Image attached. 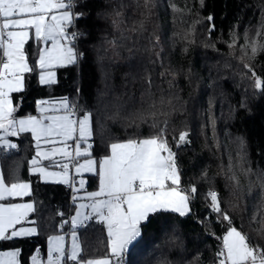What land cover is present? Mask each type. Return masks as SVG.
Listing matches in <instances>:
<instances>
[{"label":"trees","instance_id":"1","mask_svg":"<svg viewBox=\"0 0 264 264\" xmlns=\"http://www.w3.org/2000/svg\"><path fill=\"white\" fill-rule=\"evenodd\" d=\"M173 4L180 11H173ZM135 5L136 0H76L75 11L84 12V16L70 31L86 33L76 42L77 49L84 53L83 58L76 65L57 69V83L51 86L40 85L37 72L30 74L25 92L13 93L14 105H18L16 116L36 114V102L40 99L67 98L81 114L83 110L93 113L91 151L93 158L99 160L109 142L152 133L148 124L139 128L131 124L133 110H139L142 103L147 107L152 99L159 101L162 95L166 100L171 99L174 108L166 104L167 115L158 119L169 121L168 140L177 152L183 174L181 186L195 183L198 195L191 202L192 212L187 217L174 213L151 217V224L129 248L125 264H214L221 244L217 237L224 235L225 226L217 222L216 214L206 206L204 193L209 187L220 193L223 207L233 215L236 225L243 222L252 242L264 245V237L248 227V220L257 211L259 189L254 188L251 196L238 200L218 175L229 154L235 156L237 137L245 141L253 171H264V94L254 88L252 80L241 75L238 59L245 32L251 36L258 30L264 31V0H204L203 6L200 0H157L151 17L141 15ZM117 12L121 13L119 17ZM209 15L213 17L211 22L206 19ZM114 19L124 21V34L130 37L118 48L119 55L113 54L108 43L119 36L112 26ZM140 20L145 21L146 31H128L138 26ZM209 23L216 29L210 39ZM193 25L195 34L189 39H195V43L185 44L181 37ZM233 31L240 37L236 50L227 46ZM206 44H215V48L205 47ZM26 51L29 63L34 65L38 56L35 42H29ZM157 53L163 66L157 60ZM250 62L257 74L264 77V52ZM166 70L172 74L166 73L162 78L160 73ZM146 75L154 81L155 96L151 98L144 93ZM167 80L174 81L172 89ZM169 92L174 95L169 96ZM210 99L214 133L209 120ZM116 103L123 108L121 115L113 118ZM183 130L189 132L192 142L177 149L172 137H178ZM15 141L18 150L0 157L1 169L6 182L14 178V172L21 180L31 182L32 195L28 199L35 205L31 220L36 221L38 234L0 242V251L18 248L21 264H30L36 250L45 254L50 237L65 232L67 225L61 228L62 222L73 215L76 206L70 201L71 193L66 185L44 182L30 174L28 162L35 155L31 135L21 134ZM205 170L211 183L201 179ZM86 179L90 191H96L98 177L88 175ZM244 182L247 184V180ZM59 212L64 215H58ZM77 232L82 259L102 258L107 254V234L101 225L90 222L88 228Z\"/></svg>","mask_w":264,"mask_h":264},{"label":"snow or ice","instance_id":"2","mask_svg":"<svg viewBox=\"0 0 264 264\" xmlns=\"http://www.w3.org/2000/svg\"><path fill=\"white\" fill-rule=\"evenodd\" d=\"M200 3L203 6L204 0ZM75 4L76 0H0V157H7L18 150V144L11 138L28 133L35 149V155L28 162L30 174L44 182L64 184L73 191L75 214L61 225V228L63 225L71 228L70 248L65 247L64 235L52 236L48 241L46 261L38 253L31 257V264H125L130 246L151 224V217L164 213L189 216L198 188L195 183L181 186L183 174L177 152L173 151L168 140L169 121L158 119L167 115L164 110L166 104L174 108L172 100H166L163 95L159 101L152 99L147 107L142 103L139 110L131 112V124L137 128L148 124L152 133L145 137L134 135L124 141L109 142L105 155L99 160L93 158L91 151L94 147L93 113L83 110L81 114V110L70 104L67 98L58 101L40 99L36 102L38 115L16 116L18 105H14L13 93L25 92L26 79L30 74L37 72L38 83L51 86L57 83V68L76 65L83 58L84 53L77 49L76 42L86 33L70 31L75 22L84 16V12L73 10ZM135 7L141 10V15L151 17L157 0H136ZM172 9L180 11L174 4ZM120 15L116 13L117 17ZM206 19L211 22L213 17L209 15ZM123 24V20L112 21L113 28L119 33L118 38L108 41L114 55H119L118 48L130 38L124 34ZM215 30V25L209 23V39ZM128 31L143 33L146 31L145 21L140 20L138 26L134 25ZM194 34L193 25L181 39L185 44H194L195 39H189ZM230 37L227 46L236 50L240 37L235 31L230 33ZM30 40H34L38 52L34 65L29 63L26 51ZM156 45H159V37H156ZM205 47L215 48V44H206ZM184 51L187 52L188 48L185 47ZM239 52L241 75L252 80L254 88L264 94V77L257 74L250 62L264 52V31L258 30L251 36L246 31ZM157 60L163 66L159 53ZM166 73L172 74L166 70L160 76L164 78ZM143 79L145 95L154 97L151 76L146 75ZM167 83L169 89L174 87L173 80H167ZM172 95L169 92V96ZM211 104L210 99L209 120L214 133ZM114 107L113 118H116L121 115L123 105L116 103ZM172 139L177 149L192 142L187 130ZM69 141H74V145ZM235 143V156L229 154L227 164L221 165L218 175L227 182L238 200L251 196L254 188L259 189L257 211L248 220V227L264 237V171H253L242 137H237ZM43 161L52 162V167L59 170H51L43 165ZM85 172L98 177V190L78 195L85 189ZM201 179L211 183L207 170L202 173ZM31 195V182L21 180L15 172L14 178L6 182L0 170V242L38 234L36 221L28 219L36 210L34 203H3ZM204 199L210 212L216 214L217 222L225 226L224 235L217 237L221 244L214 264H264V245L252 242L243 222L236 225L233 215L223 207L220 193L209 187ZM58 215L64 214L59 212ZM90 222L106 230L108 252L102 258L85 260L82 259L83 250L77 230L88 228ZM20 255V249L0 251V264H21Z\"/></svg>","mask_w":264,"mask_h":264},{"label":"crops","instance_id":"3","mask_svg":"<svg viewBox=\"0 0 264 264\" xmlns=\"http://www.w3.org/2000/svg\"><path fill=\"white\" fill-rule=\"evenodd\" d=\"M29 42H34V40H30ZM57 69H59V68H57ZM57 69H56V79H57ZM59 99H55V100H52V101H58ZM34 115H38V111H36V114H34ZM12 140H13V142H16L15 141V138H11ZM70 142H72V141H69V144H70ZM75 143V142H74ZM56 159L57 160H59V159H61L60 157H56ZM83 159V158H82ZM81 159V160H82ZM43 165L44 166H46V167H49L50 169L51 168H54V167H52V162H50V161H43ZM0 170H2L1 169V159H0ZM52 170V169H51ZM59 170V169H58ZM57 170V171H58ZM88 175H92L91 173H88V172H85V173H83V178H86ZM78 179V178H77ZM43 181V180H42ZM49 183H52V182H49ZM98 190V189H97ZM90 192H92V191H90ZM84 193H79L78 195H83ZM28 197L29 196H26V197H23V198H16V199H14V200H10V201H4L3 203H9V202H11V203H27V202H32L31 200H29L28 199ZM80 201H78V203H79ZM33 203V202H32ZM75 214V210H74V213H73V215ZM31 215H32V213L30 214V216H29V220H31ZM25 226H31V225H25ZM19 227V226H18ZM36 227V226H35ZM78 231V230H77ZM58 235H64L65 236V247H66V249L67 248H70V245H71V228L69 227V225H67L66 226V228H65V232H62V233H60V234H58ZM31 237H33V236H31ZM23 238H29V237H23ZM78 238H79V236H78ZM18 239H22V238H18ZM49 241V240H48ZM80 242V241H79ZM48 247H49V245H48V242H47V248H46V252H45V254L43 253L42 254V252H40V251H38V250H36L35 252H34V254L33 255H37L38 253H39V255L41 256V257H43L44 259H45V261H46V254H47V250H48ZM131 247V246H130ZM14 249H18V248H12V249H8V250H14ZM8 250H5V251H8ZM32 255V256H33ZM31 256V257H32ZM19 259H20V257H19ZM20 261H21V259H20ZM30 264H31V258H30Z\"/></svg>","mask_w":264,"mask_h":264},{"label":"built area","instance_id":"4","mask_svg":"<svg viewBox=\"0 0 264 264\" xmlns=\"http://www.w3.org/2000/svg\"><path fill=\"white\" fill-rule=\"evenodd\" d=\"M75 7H76V4H75ZM75 7H74V11L76 10L75 9ZM78 21V20H77ZM74 145V144H73ZM72 173H73V175L75 174V171H74V169H72ZM85 179V189L84 190H82V192L81 193H84V192H90V186H89V182H88V180L86 179V178H84ZM78 186V185H77ZM66 188L70 191V193H71V198H70V201H71V203L73 204V202H72V197H73V191H72V189L71 188H69L68 186H66Z\"/></svg>","mask_w":264,"mask_h":264},{"label":"rangeland","instance_id":"5","mask_svg":"<svg viewBox=\"0 0 264 264\" xmlns=\"http://www.w3.org/2000/svg\"><path fill=\"white\" fill-rule=\"evenodd\" d=\"M70 144H74V141L70 142ZM81 159H82V158H81ZM82 160H83V159H82ZM82 160H81V161H82ZM51 169H52V170H56V171L58 170L57 168H51Z\"/></svg>","mask_w":264,"mask_h":264}]
</instances>
